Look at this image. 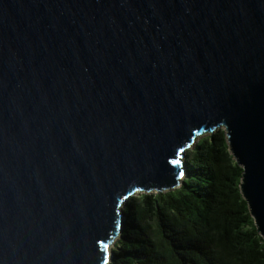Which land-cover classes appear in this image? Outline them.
Masks as SVG:
<instances>
[{
	"label": "water",
	"instance_id": "1",
	"mask_svg": "<svg viewBox=\"0 0 264 264\" xmlns=\"http://www.w3.org/2000/svg\"><path fill=\"white\" fill-rule=\"evenodd\" d=\"M219 127L264 238V0H0V264H107Z\"/></svg>",
	"mask_w": 264,
	"mask_h": 264
},
{
	"label": "trees",
	"instance_id": "2",
	"mask_svg": "<svg viewBox=\"0 0 264 264\" xmlns=\"http://www.w3.org/2000/svg\"><path fill=\"white\" fill-rule=\"evenodd\" d=\"M182 162L179 186L127 199L107 264H264L224 129L198 136Z\"/></svg>",
	"mask_w": 264,
	"mask_h": 264
},
{
	"label": "rangeland",
	"instance_id": "3",
	"mask_svg": "<svg viewBox=\"0 0 264 264\" xmlns=\"http://www.w3.org/2000/svg\"><path fill=\"white\" fill-rule=\"evenodd\" d=\"M122 207H124V206H122ZM116 239H117V238L114 239L112 246L114 245ZM112 246L110 247V250L112 249Z\"/></svg>",
	"mask_w": 264,
	"mask_h": 264
}]
</instances>
